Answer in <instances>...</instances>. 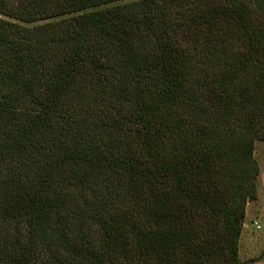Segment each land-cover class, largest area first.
<instances>
[{"label":"trees","instance_id":"1","mask_svg":"<svg viewBox=\"0 0 264 264\" xmlns=\"http://www.w3.org/2000/svg\"><path fill=\"white\" fill-rule=\"evenodd\" d=\"M256 141L264 0H0V264H250Z\"/></svg>","mask_w":264,"mask_h":264},{"label":"rangeland","instance_id":"2","mask_svg":"<svg viewBox=\"0 0 264 264\" xmlns=\"http://www.w3.org/2000/svg\"><path fill=\"white\" fill-rule=\"evenodd\" d=\"M2 18V17H1ZM253 159L258 168L256 198L245 206V216L238 241V258L250 264H264V142L256 141ZM258 225V229L252 223Z\"/></svg>","mask_w":264,"mask_h":264},{"label":"built area","instance_id":"3","mask_svg":"<svg viewBox=\"0 0 264 264\" xmlns=\"http://www.w3.org/2000/svg\"><path fill=\"white\" fill-rule=\"evenodd\" d=\"M252 225L255 227V229H258L259 228L258 225L255 222L252 223Z\"/></svg>","mask_w":264,"mask_h":264}]
</instances>
